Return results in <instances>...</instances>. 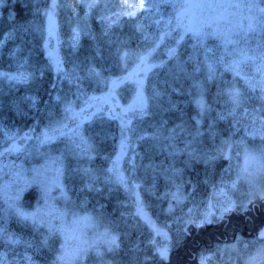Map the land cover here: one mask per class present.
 I'll list each match as a JSON object with an SVG mask.
<instances>
[{
  "label": "snow or ice",
  "instance_id": "1",
  "mask_svg": "<svg viewBox=\"0 0 264 264\" xmlns=\"http://www.w3.org/2000/svg\"><path fill=\"white\" fill-rule=\"evenodd\" d=\"M0 6H6L5 0H0ZM57 7L56 0H52L50 8L44 10V15L49 21V36L52 35V9ZM84 7L89 10L100 7L99 0H92ZM129 7L135 10L115 11L100 17L102 22H108L104 34L107 35L108 29L122 17L134 19L138 13L156 15L160 19L155 20L154 23L158 26L163 24V28L159 31L154 46L146 51L134 53L126 49H117L115 53L117 61L126 72L125 75L120 76L107 74L106 69L95 63L96 59L104 60L105 58L103 51L99 48L84 75L75 74V68L72 73L66 72L61 66L62 62L56 59L54 69L76 87L74 95L81 102L79 108H77L76 100H67L63 104L62 118L50 120L34 137L35 155L41 158L43 163L34 165L30 169H26L23 163L17 164L15 161H9L7 164L0 163V171L7 168L8 172L5 175L9 177L0 184V193H3L4 202V207L0 208V221L7 223L8 220L15 219L22 227L30 226L35 231L44 230L41 233L42 238L34 242L22 240L20 235L9 231L7 227H0V242L12 246L24 243L27 247L37 250L45 247L52 248L55 256L51 264H87L91 253L95 252L97 257L105 255L101 245L106 253H113L120 249L119 236L113 234L109 228L98 232L94 239L86 238L83 228L95 229L99 217L88 212L81 214L74 210L75 204L68 195L65 184L68 171L66 161L74 158L78 161H87L90 165L97 157L106 158L103 157L104 147L111 136L108 122L119 120V151L106 170L110 175L101 181L97 170L85 165L73 171L88 178L83 189L87 193L102 192L103 189L97 185L111 182L112 176L115 177L116 183L123 186L126 191L129 190V180L120 169V162L130 147L133 122L149 115L150 99L164 95L163 91L156 87H153L151 97L146 93L148 73L154 68H162L168 62L175 61V69L178 73H186L189 65L192 67L193 74L200 73L202 70L206 73L204 81L194 80L192 85L197 89L195 103L199 117L195 122V133H189L192 139L186 141L183 148H179L176 143V128H167L168 121L164 119H161L157 131L149 137L159 142V151L167 153V158L186 155L188 159L182 161L184 167H188L193 161L201 158L200 153L193 147V141L202 135L199 128L201 121L213 111L215 116L208 124L213 138L217 135L214 131L217 121H227L229 127L235 129L227 135L226 139L221 140L222 145H228V150L223 153L224 159L231 160L233 144L244 145V138L239 141L234 140L240 131H243L245 136L259 135L261 140H264V0H141L138 9L135 5ZM169 8L172 10L171 13L162 11ZM136 27L138 31L144 32V25L137 24ZM27 30L25 25H20L18 29L14 28L13 32L8 33L6 39L11 38L17 31L26 32ZM79 35V32H75L73 48L77 47ZM185 37L192 41L191 51L182 53L180 49ZM147 38L148 36L145 35V39ZM166 38L172 41L164 53L167 59H161L158 63L152 62L153 54L165 43ZM3 43L0 41V45ZM132 55H135L138 62L131 71H127V61ZM20 68H23V64ZM224 73H231L232 80L222 81L221 84L216 85L214 102L220 103L223 98V103L217 110L206 99L208 90L204 85L206 82H215ZM0 77L17 83H28L34 79V74L18 70L14 74L0 73ZM174 79H179V75ZM241 82H243L242 87ZM125 84L132 85L133 89L132 99L126 105L120 103L117 94V89ZM165 84L168 82L165 81ZM93 87L99 90L106 89V91H101V95L88 94L86 89ZM172 91L180 90L172 87ZM26 99L31 101L33 107L38 102L36 97H26ZM57 99L60 98L57 97ZM175 108L176 105L171 104L170 109L166 111ZM257 121L260 123L259 128H255ZM86 124L88 127H85ZM176 127L181 128V131L184 130L182 125ZM5 136L11 143L0 152V157L27 151L17 142L14 134L9 135L5 132ZM22 139L31 140L33 136L25 133ZM138 139L143 140L145 137L140 136ZM28 154L32 155V152L29 151ZM204 156H206L205 163L217 158L210 152H205ZM243 159L244 164L236 172L235 178L216 189L224 197L219 206L209 202L206 209L196 215H193V210L189 208L187 213L176 218L182 226L174 236L159 228L151 216L145 212L143 201L139 192L136 191L140 185L131 183V190L135 197L134 215L143 220L153 233L148 240V245L155 250L151 253L153 259L158 257L160 264L164 261H169L171 264L170 254L174 249L189 241L198 246L199 242L195 236L197 230L203 231L206 227L216 224L231 230L234 243L225 244L224 248L236 252L243 264H264V228L245 240L242 238L240 224L233 223L234 220H243V216L239 213L251 216L255 210L264 215V145L252 148L244 145ZM132 167L135 168L134 162ZM164 171L176 176L182 175L184 168L177 167L173 159ZM241 183L247 186V195L244 201L238 202L228 195V189L235 190ZM186 184L191 186V192L185 191L184 184H177L176 191L171 192L167 209L169 213H174L177 205H182L189 197H194L195 185H192L191 181ZM31 187L39 191L35 207L26 206L24 203V195ZM69 216H71L70 221ZM157 237H162V242ZM57 243L58 248L55 247ZM132 250L141 251L142 249L140 244H136L133 249H130ZM217 250L222 251L219 244H217ZM145 256L147 258L148 253H145ZM25 259L28 264H36L27 254ZM210 259L211 255L201 251L200 264H208ZM0 264H7L6 256L0 257ZM131 264H138V262L133 259Z\"/></svg>",
  "mask_w": 264,
  "mask_h": 264
},
{
  "label": "rangeland",
  "instance_id": "2",
  "mask_svg": "<svg viewBox=\"0 0 264 264\" xmlns=\"http://www.w3.org/2000/svg\"><path fill=\"white\" fill-rule=\"evenodd\" d=\"M91 2L92 0H56L58 7L52 9L51 36H49L48 17L44 15V10L50 8L52 0H26L27 8L24 11V19L15 21L13 25H8L0 20V41L4 42L0 45V73L14 74L19 70L34 74V79L28 83H17L0 77V150L11 142L7 140L5 132L9 135L14 134L17 137L26 124L34 120L37 121V128L41 131L50 120L62 118L63 104L67 100H76L77 108L80 106L81 102L74 95L76 93L75 85L71 82L68 83L62 75H58L56 85L51 90V86L55 84L52 82L51 76L56 59L62 62L61 65L66 72L72 73L75 68V74L84 75L87 67L93 62L97 48H99L103 51L105 58L104 60L96 59L95 63L106 69L107 74L120 76L125 75L126 72L117 61L115 55L117 49H126L134 53L146 51L154 46V41L163 28V24L158 26L154 23L155 20L160 19L156 15L138 13L134 19H129L126 16L122 17L108 29L107 35L104 34L108 22H102L101 16L110 15L115 11L135 10L129 7L131 5H135L138 9L141 0H99L100 7L91 10L84 7L85 4ZM162 11L172 12L170 8ZM165 19H167V16H165ZM137 24L145 26L144 32L137 30ZM20 25H25L28 30L26 32L17 31L11 38L6 39V35L13 32L14 28L18 29ZM75 32H79L80 35L77 47L73 48L72 43ZM145 35L148 36L147 39H145ZM171 44L172 41L166 38L165 43L153 54L152 62L158 63L161 59L166 60L167 57L164 53L166 47ZM191 44L192 41L185 37L180 51L182 53L191 51ZM137 62L135 55L130 56L127 61V71H131ZM175 63V61H170L164 67L154 68L148 73L146 81L147 95L152 96L153 87L162 90L164 95L150 99L149 115L142 120L137 119L133 122L130 147L120 162V169L129 180V190L126 191L123 186L116 183L114 176L111 177V182L98 184L97 187L103 189L101 193L105 195L107 201L100 202L99 198V204L103 205L102 208L101 206L98 207L100 212H89L99 217L97 227L95 229L83 228L86 238L89 240L94 239L98 232H103L105 228H109L113 234L119 236L120 249L113 253H106L103 245H101L105 255L97 257L93 252L90 254L87 264H131L133 259L138 264H145V261L149 264L158 259V257L156 259L152 258L151 253L155 250L148 245V240L153 236L151 229L143 220L134 215L136 211L135 197L131 190V183L135 182L140 185L136 191L140 194L145 212L151 216L159 228L174 236L182 226L176 218L187 213L189 208L193 210L192 214L196 215L204 211L209 202L214 206H219L223 201L224 197L216 189L234 179L236 172L244 164V145L250 148L264 145V140H261L259 135L245 136V133L240 131L234 137V140L239 141L244 138V145L237 146L233 144L231 160L224 159L223 153L228 150V145H222L221 140L226 139L227 135L235 129H231L227 121H217L214 129L217 135L213 138L208 129V124L212 122V118L215 116V111H213L203 118L199 125L202 135L193 141V147L201 155L199 160L193 161L188 167H184L182 161L188 159L186 155L167 158V153L160 152L159 142L149 137L157 131L161 119L168 121L167 128H176V143L179 148H183L184 143L192 139L189 133H195V122L196 119H199L197 116L198 108L195 103L197 89L192 85L194 80L204 81L206 73L202 70L200 73L193 74L190 65L187 67L186 73H178L175 69ZM21 64H23V68H20ZM177 75H179V79H174ZM231 80V73H224L215 82L205 83L204 87L208 90L206 99L213 104L214 109L218 110L223 103V98L220 103L214 102V96L217 92L216 85L221 84L222 81ZM165 81L168 84H165ZM242 86L243 82H241ZM172 87L178 88L180 91L173 92ZM18 88H21L20 92H14ZM87 90H90L93 94L106 91V89L99 90L95 87L87 88ZM117 94L120 103L126 105L133 96L132 85H121L117 89ZM26 97H36L37 104L34 107L31 106V101ZM57 97L60 99L58 100ZM21 99L25 102L27 108L24 107ZM171 104H175L176 108L166 111L170 109ZM257 107L260 106L257 105ZM177 125H182L184 130L181 131V128L176 127ZM85 127H88V125L86 124ZM108 127L111 136L104 147L103 157L106 158L97 157L90 165L87 161H78L74 158L66 161L68 171L65 184L67 188L73 180L82 181V185L87 182V177H82L73 171L81 165L96 169L101 181L104 180V177L110 175L106 170L119 151V120L109 121ZM249 127L251 129L252 126ZM259 127L260 123L257 121L255 128ZM140 136H144L145 139L139 140L138 137ZM35 144L36 140L33 139L25 146L27 151L20 154L18 160H16L17 164L23 163L26 169H30L34 165L43 163V160L35 155ZM58 146L62 147V145ZM29 151L32 152V155L28 154ZM205 152H210L217 158L205 163ZM173 159L177 167L184 168L182 175L173 176L170 172L166 173L164 171ZM133 162L135 168L132 167ZM229 165H231V168H229ZM7 179H9L7 176L3 179L0 178V184H3ZM188 181L195 185L194 197H189L184 204L177 205L174 213L167 211L170 197L166 206L161 209V214H157V210L153 211L152 199L164 184L168 186L166 188L169 192L166 195L167 197L171 192L176 191L177 184H184L185 191L191 192V186L186 184ZM75 186L78 187L77 184ZM228 195L238 202H242L246 199L247 186L241 183L235 190L229 188ZM71 200L75 204L74 196H71ZM60 204L62 206L63 202L61 201ZM25 205L35 207L36 201L26 202ZM3 207V193H0V208ZM75 207H77L76 204ZM76 211L81 213L79 210ZM87 211L89 210L83 212ZM70 220L71 216H69ZM0 227H7L9 231L20 235L22 240L34 242H38L42 238L41 233L44 231L43 229L35 231L30 226L22 227L15 219H10L7 223L0 221ZM242 238L247 240L251 237L242 236ZM157 239L162 242V237H157ZM232 243H234V240L227 243H216L212 248L204 250L206 255H211L208 264H243L236 252L224 248L225 244ZM136 244H140L142 250L130 251ZM217 244H219L222 251L217 250ZM48 251H51L49 247L37 250L36 248L27 247L24 243L12 246L0 242V257L6 256L7 264H28L25 254L31 256L36 264H51L55 254L48 253ZM145 253H148L147 258Z\"/></svg>",
  "mask_w": 264,
  "mask_h": 264
},
{
  "label": "trees",
  "instance_id": "3",
  "mask_svg": "<svg viewBox=\"0 0 264 264\" xmlns=\"http://www.w3.org/2000/svg\"><path fill=\"white\" fill-rule=\"evenodd\" d=\"M5 4L6 6H0V20L2 22L8 25H13L15 21L25 18L24 11L27 8L26 0H5ZM20 89L21 88H18L14 92L19 93ZM23 104H24V107L27 108V106L25 105V102H23ZM4 171L5 173H7L8 169L5 168ZM6 176L7 175H5V177ZM70 183L71 185L68 188L69 189L71 188L72 191L74 190V187H76L75 186L76 184L77 186H79V188L83 187L81 185L82 184L81 181L73 180ZM166 185L167 184H164L162 186V189L157 191L152 199L153 211L157 210V214H159L161 209L166 206V203L168 202V199L170 197V195L166 197V194L169 193L168 190L166 189L168 188V186ZM87 194L91 195V197H94V195L95 197H99L100 202L107 201V198L101 192L100 193L91 192ZM163 196L164 198H162ZM94 202L96 205L99 203L98 200H95ZM239 215L243 216V220H234L233 223L240 224L241 232L243 234L242 236H247L248 231H251L252 234H254L256 231L260 229V226H261L260 224L252 226L253 222L259 220V218L257 217V214L252 213L251 220L248 219L246 217L247 215L243 213H239ZM195 236H196L197 241L199 242V245L197 246L193 244L191 241H189L185 245L174 249V251L170 254L171 264H199V255L201 251L212 248L216 243H227V242L233 241L231 230L227 229L226 227L218 226L216 224L206 227L203 231L197 230V232L195 233ZM55 247L58 248L59 245H55ZM50 250H51L50 252L55 254L52 248H50ZM50 252L48 251V253ZM149 264H160V260L158 258ZM163 264H169V261H164Z\"/></svg>",
  "mask_w": 264,
  "mask_h": 264
},
{
  "label": "flooded vegetation",
  "instance_id": "4",
  "mask_svg": "<svg viewBox=\"0 0 264 264\" xmlns=\"http://www.w3.org/2000/svg\"><path fill=\"white\" fill-rule=\"evenodd\" d=\"M63 69H64V67H63ZM58 75L59 74L57 73V71L53 68V73H52V76H51V80L55 84H53L51 86V90H53L54 87H55V85H56V82L58 80ZM66 80L68 81V83H70V81L68 79H66ZM86 91L90 95L93 94L90 90H87L86 89ZM48 93H50V91H48ZM95 95H101V93H96ZM34 122L35 123H31L29 121V123L26 124V126L24 127L23 131L19 134V136L16 137V139H17V141L19 142L20 145H22V146L25 147L31 140L35 139L34 137L36 135H38L40 133V131L37 128V124H36L37 121L34 120ZM25 133H29L30 135H32L33 136V139H31V140H24V139H22V137H24V134ZM6 147H8V146H6ZM6 147L2 148L0 150V152H2ZM21 153H18V154L17 153H12L11 155H5L3 157H0V163L7 164L9 161H15L16 162V160H18L17 158L20 156ZM0 176L5 177L4 169L2 171H0ZM3 177H0V178L3 179ZM77 195L79 196V199H81V197L87 196L86 191H84V190L81 192V194H77ZM88 196H90V195H88ZM89 201L91 202L92 200H89ZM82 202H81V204H85V203H82ZM252 213L257 214V217L259 218L258 221H255V222L252 223V226L253 225L255 226V225L260 224L261 225L260 226V229L261 228H264V215H261L259 212L255 211V210ZM246 217L251 220V216L247 215ZM261 219H263V220H261ZM247 236L248 237H251L252 236V232L251 231H248Z\"/></svg>",
  "mask_w": 264,
  "mask_h": 264
},
{
  "label": "water",
  "instance_id": "5",
  "mask_svg": "<svg viewBox=\"0 0 264 264\" xmlns=\"http://www.w3.org/2000/svg\"><path fill=\"white\" fill-rule=\"evenodd\" d=\"M18 142V141H17ZM19 143V142H18Z\"/></svg>",
  "mask_w": 264,
  "mask_h": 264
}]
</instances>
